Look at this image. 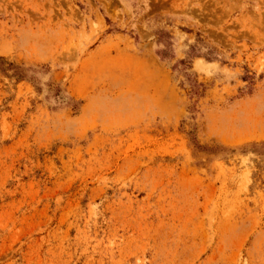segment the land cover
Instances as JSON below:
<instances>
[{
    "label": "rangeland",
    "instance_id": "obj_1",
    "mask_svg": "<svg viewBox=\"0 0 264 264\" xmlns=\"http://www.w3.org/2000/svg\"><path fill=\"white\" fill-rule=\"evenodd\" d=\"M0 264H264V0H0Z\"/></svg>",
    "mask_w": 264,
    "mask_h": 264
}]
</instances>
